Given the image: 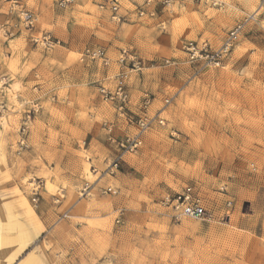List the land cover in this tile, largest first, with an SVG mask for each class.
<instances>
[{"label":"rangeland","instance_id":"rangeland-1","mask_svg":"<svg viewBox=\"0 0 264 264\" xmlns=\"http://www.w3.org/2000/svg\"><path fill=\"white\" fill-rule=\"evenodd\" d=\"M101 1L25 0L29 30L0 0V207L39 232L11 261L18 244L0 248V264H264V0H153L144 15L147 0H120L117 14ZM238 24L220 64L189 60L188 41L218 49ZM124 49L142 69L120 63ZM118 83L124 114L99 90ZM137 135L136 151L120 147ZM187 184L206 216L160 205Z\"/></svg>","mask_w":264,"mask_h":264},{"label":"built area","instance_id":"built-area-1","mask_svg":"<svg viewBox=\"0 0 264 264\" xmlns=\"http://www.w3.org/2000/svg\"><path fill=\"white\" fill-rule=\"evenodd\" d=\"M4 3L8 4L11 13H16L21 20V23L26 29L32 30L35 27L36 18L34 14L26 7L25 0H2ZM74 0H59L60 6H67ZM120 0H102L99 3L100 8H105L108 6L110 10L117 14L120 8ZM165 3H169L166 0ZM153 0H147L145 2V9H141L140 15H144L146 12L154 13ZM120 20V17L115 16ZM242 24H238L233 30L229 32V35L223 45L214 49L207 42H198L195 40H190L184 45V50L188 54L189 60L201 65L208 64H220L231 52L232 47L236 38L242 30ZM7 35L8 31L3 28L0 23V34ZM36 43H42L47 48H53L55 45L60 44L59 39H54L51 35H43L42 37H33ZM85 55L91 59H101L105 65L110 64V58L105 54L103 50H92L87 49ZM120 63L131 65L134 69H142L143 61L136 54H133L127 50H122L119 58ZM169 60H167V63ZM3 79L6 78L3 76ZM100 92L106 100L117 102L119 104V111L124 114V110L127 108V104L130 100V94L127 91L123 83H118L113 90L108 89L104 85L100 87ZM150 102L149 99L146 100V104ZM169 102V100H166ZM38 111L34 109L33 112ZM32 113L29 112L21 125V139L19 141V148L23 150L27 148L26 142V132L28 129L29 122L31 120ZM152 119L148 117H140L139 125L142 130L146 129ZM160 123H164L162 119L159 120ZM120 147L124 148L126 151L134 152L142 145V139L140 135L135 137H127L119 141ZM118 160L114 161L110 166L111 172L118 169ZM39 187H36V192ZM110 192L116 193L117 190L109 187L107 189ZM37 194V193H35ZM38 198H34L37 201ZM160 205L167 208L176 217H188V218H199L204 217L208 214V210L204 203V197L201 194L200 188L197 184H187L181 190L176 191L172 194H166L162 197Z\"/></svg>","mask_w":264,"mask_h":264},{"label":"bare ground","instance_id":"bare-ground-1","mask_svg":"<svg viewBox=\"0 0 264 264\" xmlns=\"http://www.w3.org/2000/svg\"><path fill=\"white\" fill-rule=\"evenodd\" d=\"M13 209L8 205L5 209L0 207V248L13 243L19 246L10 257V261L20 255L27 244L39 234L37 230L30 227L24 217L15 215ZM23 264H39V262L34 255H30Z\"/></svg>","mask_w":264,"mask_h":264},{"label":"crops","instance_id":"crops-1","mask_svg":"<svg viewBox=\"0 0 264 264\" xmlns=\"http://www.w3.org/2000/svg\"><path fill=\"white\" fill-rule=\"evenodd\" d=\"M181 2H182V3H184V1H183V0H181Z\"/></svg>","mask_w":264,"mask_h":264}]
</instances>
